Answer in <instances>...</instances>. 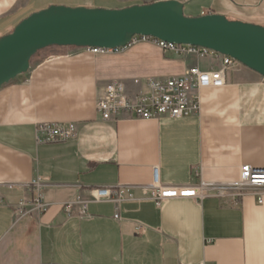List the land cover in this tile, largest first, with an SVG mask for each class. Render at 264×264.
Instances as JSON below:
<instances>
[{"label":"crops","instance_id":"1","mask_svg":"<svg viewBox=\"0 0 264 264\" xmlns=\"http://www.w3.org/2000/svg\"><path fill=\"white\" fill-rule=\"evenodd\" d=\"M160 0H0V36L49 5L122 8ZM187 16L222 14L264 25V0H176ZM219 61L177 56L139 41L117 54L48 47L0 87V264H264V196L176 197L157 205L143 193L158 168L162 185L237 179L240 165L264 167V78L236 63L222 87L195 90L200 109L179 118L102 120L106 82L147 92L149 78L179 76ZM138 79L140 84H135ZM74 122L65 142L35 143L38 122ZM196 173L198 175H196ZM43 179L39 213L25 207L31 179ZM129 187L117 207L90 188ZM87 200L72 215L62 203ZM119 214L115 218L114 214Z\"/></svg>","mask_w":264,"mask_h":264},{"label":"water","instance_id":"2","mask_svg":"<svg viewBox=\"0 0 264 264\" xmlns=\"http://www.w3.org/2000/svg\"><path fill=\"white\" fill-rule=\"evenodd\" d=\"M211 49L264 78V25L208 13L187 16L183 3L160 0L122 8L49 5L0 36V87L25 73L48 47H125L133 36Z\"/></svg>","mask_w":264,"mask_h":264},{"label":"built area","instance_id":"3","mask_svg":"<svg viewBox=\"0 0 264 264\" xmlns=\"http://www.w3.org/2000/svg\"><path fill=\"white\" fill-rule=\"evenodd\" d=\"M139 41H149L154 43L160 50L169 51L177 56H195L196 58H211L220 62L217 68L202 69L198 66L188 68L184 74L170 76L164 79L149 78L146 83L147 92L137 90L131 94L127 91L123 81L118 79L106 82L101 95L96 100L95 108L102 120H116L120 115H127L137 119H155L161 116L179 118L194 115L199 112V98L195 90L206 87H222L226 83V76L229 70L238 63L231 56H226L211 49L187 44H175L152 38L150 36H133L128 45ZM127 45V46H128ZM125 47L101 48L85 47L84 51L93 55L97 54H117ZM135 84H140L138 79H134ZM77 133V125L74 122H38L35 128V143H58L73 139ZM153 179L151 184L142 188L143 193L153 200L157 205L163 201L176 197H191L201 200L206 196H242L252 194L256 197V202L261 204L264 196V167H257L244 163L240 165L237 179L229 181H211L199 178V180L188 187L179 188L162 185L159 179L157 167L152 169ZM196 175H198L196 173ZM43 179L35 176L26 184L33 192L31 200L20 202L16 211L22 213L26 206L30 209L42 213L47 208V203L43 199L42 184ZM92 200L111 201L117 207L127 199H134L129 187L118 186L94 187L90 188ZM87 200L79 197L62 203V210L68 215H72L73 207L78 204L81 208L80 216L86 214ZM119 218L118 212L114 214Z\"/></svg>","mask_w":264,"mask_h":264},{"label":"rangeland","instance_id":"4","mask_svg":"<svg viewBox=\"0 0 264 264\" xmlns=\"http://www.w3.org/2000/svg\"><path fill=\"white\" fill-rule=\"evenodd\" d=\"M183 13H184V11H183ZM184 15H185V13H184ZM45 50H46V49H42V50L38 51L37 53H35V54L32 56L31 60L33 61V59H35L36 57H39V56L43 55ZM31 60H30V61H31ZM263 83H264V82H263Z\"/></svg>","mask_w":264,"mask_h":264}]
</instances>
